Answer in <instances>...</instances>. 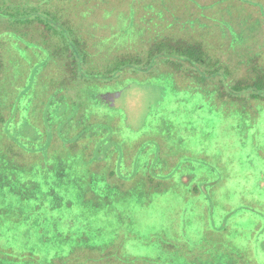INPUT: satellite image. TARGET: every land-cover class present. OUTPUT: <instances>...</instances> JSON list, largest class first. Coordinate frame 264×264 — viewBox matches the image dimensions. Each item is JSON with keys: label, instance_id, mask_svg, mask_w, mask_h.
<instances>
[{"label": "rangeland", "instance_id": "obj_1", "mask_svg": "<svg viewBox=\"0 0 264 264\" xmlns=\"http://www.w3.org/2000/svg\"><path fill=\"white\" fill-rule=\"evenodd\" d=\"M13 1L61 9L87 77L60 87L69 43L0 19V264H264V104L224 107L160 59L152 77L86 74L144 63L169 35L167 50L194 36L246 79L264 63V0Z\"/></svg>", "mask_w": 264, "mask_h": 264}, {"label": "trees", "instance_id": "obj_2", "mask_svg": "<svg viewBox=\"0 0 264 264\" xmlns=\"http://www.w3.org/2000/svg\"><path fill=\"white\" fill-rule=\"evenodd\" d=\"M43 8L45 9L43 10ZM0 19H5L14 24H26L39 21L43 23L46 28L53 30L54 33L61 34L63 42L69 43L68 47H72L71 53L73 54L70 63H75L74 69L76 70H73L74 74L71 76L63 77V81L59 83L60 87L61 84L66 81L70 83L77 78L87 77L85 74L79 75V72H81L80 64L85 60L83 57L85 52H82L84 50V45H81V41L78 39V36H76L77 31L70 21L63 19L61 9L53 10L50 7L40 8L33 2L27 3V5H17L13 0H0ZM63 21L64 23H62ZM12 35L19 36V33L12 32ZM168 37L170 38L169 35L161 37L163 41L160 42V47L157 46L159 42H152L150 48V50L152 49L150 51L152 53L144 63L138 55L135 54L118 55L115 59L111 60L105 71L86 74H90L91 78L98 82L103 78L115 79L120 72L130 68L134 72H149L145 74V76L152 77L151 68L156 66L158 59H160L165 63L171 62L176 73L180 72L189 79H192L191 81L194 82L196 86L198 85L201 90H205V86L214 83L217 88V100L222 102L221 104H223L224 107L230 106V102L235 104L238 108L249 111L250 103L254 101L264 104V63L261 64L257 60L252 59V75H249L246 79H237L235 81L231 77L232 73L228 65L221 63L219 58L210 56L207 53L208 51L203 47V41L197 38L181 40L182 43L180 41L177 43L186 44L187 46L185 47V45H183L180 48L176 47L174 51H171L165 48V46L169 44V42H166L169 39ZM4 45L5 41L0 38V86L4 79L3 72L7 70L6 50ZM156 46L159 48H156ZM76 63L80 64L77 65ZM65 69L66 68L63 70ZM182 69L185 70V74L182 73ZM96 101H98L99 105H107L97 96V93ZM4 116L3 110L0 109V130L1 124L5 121Z\"/></svg>", "mask_w": 264, "mask_h": 264}, {"label": "crops", "instance_id": "obj_3", "mask_svg": "<svg viewBox=\"0 0 264 264\" xmlns=\"http://www.w3.org/2000/svg\"><path fill=\"white\" fill-rule=\"evenodd\" d=\"M186 38H189V39H191V38H196V37L192 36V37H186ZM199 40H201V39H199ZM201 41H202V40H201Z\"/></svg>", "mask_w": 264, "mask_h": 264}]
</instances>
